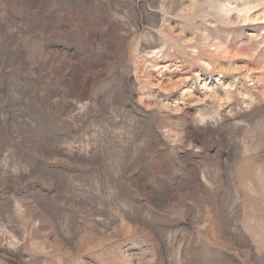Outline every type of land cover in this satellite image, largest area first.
Wrapping results in <instances>:
<instances>
[{
	"label": "rangeland",
	"instance_id": "374dc122",
	"mask_svg": "<svg viewBox=\"0 0 264 264\" xmlns=\"http://www.w3.org/2000/svg\"><path fill=\"white\" fill-rule=\"evenodd\" d=\"M244 1L0 0V264H264Z\"/></svg>",
	"mask_w": 264,
	"mask_h": 264
},
{
	"label": "bare ground",
	"instance_id": "6f19581e",
	"mask_svg": "<svg viewBox=\"0 0 264 264\" xmlns=\"http://www.w3.org/2000/svg\"><path fill=\"white\" fill-rule=\"evenodd\" d=\"M251 3L252 2L239 0V4L237 6H235L234 8L232 7V9L236 10V14H235L236 22H238V23L239 22H241V23L247 22L250 24L258 22L259 17L257 16L256 11L254 10V8L256 7L257 4L254 5ZM228 9H230V8H228L225 5L221 6V8H220V10L223 12H226V11L230 12ZM263 14H264V8H263Z\"/></svg>",
	"mask_w": 264,
	"mask_h": 264
}]
</instances>
